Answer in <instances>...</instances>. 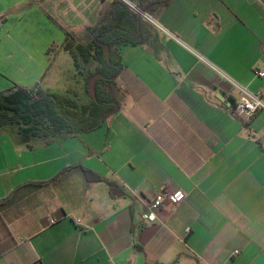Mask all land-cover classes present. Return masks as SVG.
<instances>
[{
    "label": "crops",
    "instance_id": "1",
    "mask_svg": "<svg viewBox=\"0 0 264 264\" xmlns=\"http://www.w3.org/2000/svg\"><path fill=\"white\" fill-rule=\"evenodd\" d=\"M25 1L0 0V91L39 82L35 57L69 34L141 43L118 46L119 108L103 127L26 139L12 162L0 145V264H264V113L245 123L218 98L221 74L264 97V0L144 1L163 30L118 0L9 13ZM164 187L183 200L145 222Z\"/></svg>",
    "mask_w": 264,
    "mask_h": 264
},
{
    "label": "trees",
    "instance_id": "2",
    "mask_svg": "<svg viewBox=\"0 0 264 264\" xmlns=\"http://www.w3.org/2000/svg\"><path fill=\"white\" fill-rule=\"evenodd\" d=\"M144 1L147 0H136V4L147 12ZM171 1L160 0V3L166 6ZM117 2L124 5L120 1ZM68 38L72 39L70 35H67L66 39ZM123 43L136 45L141 42L127 37L97 38L88 44L75 46L76 53H73V58L76 63L78 56L84 64L91 61L98 63L96 70L90 73L86 81V90L89 93L90 79L100 75L96 82V99L90 96L87 103H80L75 94L72 96L71 93L44 92L41 81L32 87L14 85L8 91H0V130L6 126H15L17 132L26 139L51 141L91 133L103 127L106 120L119 108L116 81L123 71V65L118 46ZM71 46L69 42L66 45L67 49ZM96 179L100 181L102 178L98 176ZM109 186L111 195L116 196L118 187L111 182Z\"/></svg>",
    "mask_w": 264,
    "mask_h": 264
},
{
    "label": "rangeland",
    "instance_id": "3",
    "mask_svg": "<svg viewBox=\"0 0 264 264\" xmlns=\"http://www.w3.org/2000/svg\"><path fill=\"white\" fill-rule=\"evenodd\" d=\"M32 6L41 8L31 0H28L22 2L15 11L10 10L9 13L22 14L24 11H28ZM2 18L0 17V20ZM15 41L20 47H22L25 42L24 39H16ZM58 41L59 43L55 40L53 42H48L46 46L49 45V49L45 54L43 53L35 57L37 60L36 62H43L45 63L43 66L47 67L43 72L42 70L35 72L36 76L40 77L39 80L42 84L41 88L46 92L53 91L61 94L71 93L72 96L75 94V98L80 103H87L90 99V95L86 90V81L90 73L96 70L98 63L96 61H91L89 64H84L79 56L78 63L75 62L73 58V53H76L75 46L82 40L65 38L63 40L58 39ZM88 41L89 39L84 40V42ZM38 42L39 41H37V43ZM68 42L71 43L72 46L67 49L66 45ZM24 140H26V138L17 132L15 126H6L0 130V145L7 150L6 152L10 162L13 160L10 146L22 144ZM31 142L37 144L38 140L33 139L28 143L32 145Z\"/></svg>",
    "mask_w": 264,
    "mask_h": 264
},
{
    "label": "built area",
    "instance_id": "4",
    "mask_svg": "<svg viewBox=\"0 0 264 264\" xmlns=\"http://www.w3.org/2000/svg\"><path fill=\"white\" fill-rule=\"evenodd\" d=\"M118 1L122 2L146 22L163 30L162 26L158 24L148 12L141 9L135 2L131 0ZM254 75L257 78H264V66L257 68L254 71ZM221 78L222 82H226L230 86L226 94L234 100V104L229 107L233 116L247 123L257 114L264 113V97L261 92H253L226 75L221 74ZM183 198L184 193L180 190L171 191L166 187L162 188L149 204L147 211L142 215V219L147 223L156 222L158 219L157 214L159 212L166 207H174L178 205ZM78 223H80V221H78ZM49 224L54 225L56 224V221L54 219H50Z\"/></svg>",
    "mask_w": 264,
    "mask_h": 264
},
{
    "label": "water",
    "instance_id": "5",
    "mask_svg": "<svg viewBox=\"0 0 264 264\" xmlns=\"http://www.w3.org/2000/svg\"><path fill=\"white\" fill-rule=\"evenodd\" d=\"M99 78H100V75H96L93 78H91L89 81L88 91L92 99H96V82ZM218 98L222 100L223 102L229 103L230 105L234 104V100L232 98H229L227 94L224 93L223 91L219 92Z\"/></svg>",
    "mask_w": 264,
    "mask_h": 264
}]
</instances>
